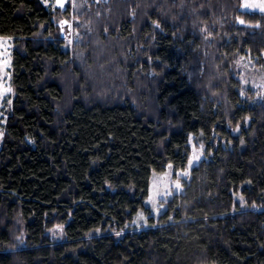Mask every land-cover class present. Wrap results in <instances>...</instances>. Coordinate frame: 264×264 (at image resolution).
I'll return each instance as SVG.
<instances>
[{
    "label": "trees",
    "instance_id": "obj_1",
    "mask_svg": "<svg viewBox=\"0 0 264 264\" xmlns=\"http://www.w3.org/2000/svg\"><path fill=\"white\" fill-rule=\"evenodd\" d=\"M242 3L0 0V264H264V13Z\"/></svg>",
    "mask_w": 264,
    "mask_h": 264
},
{
    "label": "rangeland",
    "instance_id": "obj_2",
    "mask_svg": "<svg viewBox=\"0 0 264 264\" xmlns=\"http://www.w3.org/2000/svg\"><path fill=\"white\" fill-rule=\"evenodd\" d=\"M47 6H57L60 8L66 7L68 0H63V7L57 3V0H42ZM253 2V0H249ZM258 2V0H255ZM243 8V7H242ZM245 9V8H243ZM249 11H259V9H245ZM12 42L13 39L9 37L0 38V146L2 144V138L4 134V124L6 123L8 112L10 111L13 100L15 98V89L11 83V68H12ZM11 91H7V89ZM257 89L258 86H256ZM260 90V89H259ZM10 101V103H9ZM195 155L199 156V153L196 149ZM198 160H193V163H196ZM192 166V165H191ZM185 172V171H184ZM182 172L176 173L174 175L173 170L154 175L151 180V188L149 196L147 198L148 204L155 214H158L161 210L164 209L163 202L173 193L180 192L183 189L182 178L185 175L181 174ZM177 178L181 184V188L177 189L175 183ZM149 197H152L150 200ZM159 209V211H157Z\"/></svg>",
    "mask_w": 264,
    "mask_h": 264
},
{
    "label": "snow or ice",
    "instance_id": "obj_3",
    "mask_svg": "<svg viewBox=\"0 0 264 264\" xmlns=\"http://www.w3.org/2000/svg\"><path fill=\"white\" fill-rule=\"evenodd\" d=\"M57 3L60 4L61 7L64 6L63 5V0H57ZM72 6L75 7L76 5L73 4ZM241 7L245 8V9H259L260 12L264 13V0H258V2H255V0H253V2H249V0H243V3L241 5ZM133 15H135L134 12H133ZM63 23H67V21H63ZM239 23L243 25V24L246 23V21L244 19H239ZM157 27H159L158 24H157ZM7 91H11V89L9 88V89H7ZM9 103H10V101H9ZM245 119L246 120H250L251 117H246ZM237 130H239V127L237 128ZM241 143H243V141H241ZM202 148H203V145H201V149ZM198 159H199V156H197V155L194 154L193 155V158L188 160V166H189V168L191 167V165L193 163V160H198ZM168 167L171 168L172 165L169 164ZM181 174L182 175H185V176L188 175V173L186 171L185 172H182ZM175 187L177 189L181 188V184L179 182V178H177V180H176ZM149 199L151 200L152 197H149ZM241 199H243V198L241 197ZM157 211H159V209H157ZM138 218H141L142 219L143 218V214L142 213H138ZM57 227L60 228L61 226H57ZM116 235L119 236L120 233L117 232Z\"/></svg>",
    "mask_w": 264,
    "mask_h": 264
}]
</instances>
